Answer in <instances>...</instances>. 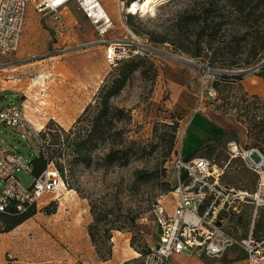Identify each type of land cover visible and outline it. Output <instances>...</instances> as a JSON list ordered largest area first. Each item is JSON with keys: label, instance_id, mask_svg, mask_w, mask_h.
Returning <instances> with one entry per match:
<instances>
[{"label": "rangeland", "instance_id": "374dc122", "mask_svg": "<svg viewBox=\"0 0 264 264\" xmlns=\"http://www.w3.org/2000/svg\"><path fill=\"white\" fill-rule=\"evenodd\" d=\"M99 1L112 23L103 36L75 2L69 3L62 11L39 12L29 0L26 25L18 49L0 59V89H12L9 93L13 94L14 100L10 101L14 103L24 107L25 101L26 107L23 109L31 121L27 119L47 142L52 154L50 135L43 137L46 126L54 122L51 128L68 130L83 109L94 103L98 88L118 65L110 66L106 62L107 44L136 36L150 46L152 55L147 59L157 67L158 75L152 81L135 73L122 92L112 100L116 106L128 110L130 115V120L125 121L124 133L128 141H134L130 160L124 167L103 165L99 168L94 163L91 167H71V155L58 160L64 168L67 191L61 187L55 196L46 195L37 203L38 210L32 217L9 232H0V244L5 245L0 252L2 264H90V256L96 255L87 233V226L92 221L90 203L107 212L112 211L108 217L111 220L116 217L123 221L126 216L136 215L134 234L137 247L130 244L134 235L132 232L113 230L111 249L113 253V247L117 245L120 252H136L127 260L115 258L118 264H145L146 256L159 239L154 216L156 205L161 202L170 213L174 210L170 192L177 183V174L171 160L180 151L184 156L192 154L203 146L202 138H206L196 135L199 143L192 145L191 133L184 132L183 125L180 127V110L188 112L201 104L236 117L243 115L245 105L255 101L254 97L259 103L264 102V52L256 64L229 70L224 80L215 78L216 72L223 70L210 64L208 58H191L175 52L169 43H156L148 39L149 32H164L173 15L187 0H163L151 9L135 14L125 11L134 0ZM206 64L212 69L214 77L202 81V68ZM240 72L243 73L241 80L231 76ZM168 75L180 82L177 89L172 84L175 81L169 79ZM254 87L253 91L250 90ZM7 103L0 101V108ZM248 106L251 107V104ZM260 113H264V107ZM199 118L200 114L195 120ZM245 119V115L240 116V121ZM63 121L72 122L64 128L61 125ZM175 121L177 129L170 151L172 129L169 125ZM42 124L44 126L39 127ZM202 128L206 133L213 134L224 130L217 124ZM238 134L242 137V129L237 132L236 138L223 135L210 142L197 156L210 158L217 166L226 164L221 182L250 191L254 188L255 175L248 169L243 151L255 148L264 153V143L259 142L256 146L247 134L245 139ZM0 138L13 144L25 160L30 161L35 157L26 141L3 125H0ZM231 143L236 144L239 150L235 156L230 150ZM64 151L67 150L64 148ZM104 153V149L93 152V162L96 163L98 156L103 157ZM252 158L259 160L256 153L252 154ZM137 169L151 171L154 177L147 183L132 185L133 173ZM17 177L23 187H29L33 180L26 170L18 172ZM165 183L171 189L168 192L163 190ZM45 206L54 212L47 214L41 208ZM251 213V207L245 206L243 216L231 221L233 230H239L241 235L247 234ZM257 222L264 225V211H258L254 227Z\"/></svg>", "mask_w": 264, "mask_h": 264}, {"label": "built area", "instance_id": "2783aa9c", "mask_svg": "<svg viewBox=\"0 0 264 264\" xmlns=\"http://www.w3.org/2000/svg\"><path fill=\"white\" fill-rule=\"evenodd\" d=\"M30 1L39 12H57L75 2L97 26L102 36L112 24L105 14L96 16L99 0ZM28 2L29 0H0V59L18 49ZM125 11L127 14H135L129 12V8ZM150 55V46L136 36L111 41L105 51L106 62L110 66ZM203 66L201 80L214 77L212 69L207 64ZM209 94L212 93L209 91ZM0 125L18 133L35 156L46 158L44 140L25 117L22 105L10 101L1 107ZM253 153L258 155V161L252 158ZM243 158L248 169L255 175L254 188L250 191L236 189L221 182L226 164L217 166L212 159L204 156L186 158L180 152L172 158L171 165L177 174V183L170 192L174 210L170 213L161 202L156 205L154 216L159 239L146 256L145 264H171L170 257L181 252L220 257L233 246L242 249L246 264H264V231L259 235L253 233L258 211H264V153L250 148L243 151ZM31 168L30 162L24 159L13 144L0 139V211L11 202L16 203L18 210H23L24 204H37L46 195L55 196L60 192L61 186H65L52 162H48L45 170L33 177L30 186L23 187L17 173L26 170L30 174ZM245 206L251 207L252 216L249 232L241 235L239 230H233L230 223L243 216L242 209Z\"/></svg>", "mask_w": 264, "mask_h": 264}, {"label": "trees", "instance_id": "16d2710c", "mask_svg": "<svg viewBox=\"0 0 264 264\" xmlns=\"http://www.w3.org/2000/svg\"><path fill=\"white\" fill-rule=\"evenodd\" d=\"M148 39L156 43H169L175 52L184 53L191 58H208L210 64L223 70L216 72L215 78L225 80L229 70L242 68L241 66L250 67L261 59L264 52V0H187L173 15L168 28L162 33L149 32ZM135 73L152 81H155L158 75L157 67L147 58L122 61L105 77L94 96V103L83 109L68 130L62 127L51 128L54 122L46 126L43 137L50 135L52 154L44 140L46 158L35 156L29 161L32 178L40 175L47 163L52 162L65 182L64 168L58 160L70 155L71 167H91L93 163L97 168L103 165L124 167L128 164L134 141H128L124 133L125 121L130 120V115L128 110L116 106L112 100L122 92ZM231 76L241 80L243 73ZM243 96L245 98V93ZM256 99L257 97H254L255 101L249 103L251 107L249 104L245 105L243 115H240L246 116L245 121H240V116L235 118L244 123L248 139H253L254 145L258 146L259 142L264 143V113H260L264 102L259 103ZM169 126L172 129L169 147L171 151L177 121ZM222 134L225 135V132ZM234 136L236 138V134ZM206 146L195 149L189 157L196 156ZM64 148L66 152H63ZM103 149V157L98 156L97 162H93V152ZM153 177L151 171L137 169L133 173L132 185L147 183ZM65 183L67 184V181ZM163 190L168 192L171 189L166 184ZM47 206L41 208L47 214L53 213L54 210ZM37 210L38 205L35 203L24 204L23 210H18L16 203L11 202L7 208L0 211V232L11 231L32 217ZM89 211L92 221L87 226V233L97 258L106 261L112 254V231L125 230L134 234L136 215L126 216L123 221L116 217L111 220L108 217L112 211L100 209L95 203H90ZM130 244L134 248L137 247L135 234ZM142 252L146 253L143 249Z\"/></svg>", "mask_w": 264, "mask_h": 264}, {"label": "crops", "instance_id": "0c3cea01", "mask_svg": "<svg viewBox=\"0 0 264 264\" xmlns=\"http://www.w3.org/2000/svg\"><path fill=\"white\" fill-rule=\"evenodd\" d=\"M26 18H27V10H26V15H25L22 35L24 33V29H25V25H26ZM20 39H21V37H20ZM168 78L175 81V78H173V76H171V75H168ZM177 81L178 80H176L174 83L172 82V84H174L175 89L178 88L179 85H177V84L180 83ZM254 89H255V87L253 89H250V90L253 91ZM2 90L3 89L1 88L0 89V101L1 102L6 101V103H7L10 100H14V99H12L13 94L9 93L12 89H7V91H2ZM23 105H24L23 108H25L26 107L25 101L23 102ZM200 105L201 104L198 105L199 107L198 106H197V108L194 107L192 110H190L188 112L187 111L184 112L185 110H182V109L180 110L181 115H182V120H180V127L183 125L184 132L191 133L192 145L199 143V142H197V140L195 138L196 135H197V137H199L201 135L203 137H206V138H202V139H204L203 140L204 142H202L203 145H208L210 142L214 141V139L223 135L222 132H220L218 134H213V133H209V132L206 133V131L202 127H204V126L209 127L211 124L212 125L217 124L219 127L224 129L223 131L225 132L226 136L231 135L233 138L235 137L234 136L235 134H236V137H238L237 132L239 133V130L242 129V137H241V135H239V134L238 135L242 139L246 138V133H247L246 127L242 123L238 122L234 115L222 114L213 108L202 106V105L200 106ZM2 106H4V105H2ZM23 111H24V115L26 116L25 109H23ZM198 114H200L201 118H199L196 121L195 119H196V116ZM26 118H28V117L26 116ZM63 122L64 123H61V125L64 128H67L71 124L70 122H72V121H70L69 123L65 122V121H63ZM40 126L42 127V126H44V124L39 125V127ZM226 133H228V134H226ZM0 139H4V138H0ZM199 141L201 142L202 140H199ZM180 153L183 157H186V158L187 157L189 158V156L191 155V154H189V155L184 156L181 151H180ZM193 157H195V156H193ZM262 231H264V225H261L260 223L257 222V224L254 227V232H253L254 235H259ZM0 235H1V233H0ZM4 249H5V245L0 244V252H2V250H4ZM132 253H136V252H134L132 250H127V251L125 250V251L120 252V248L117 245H114L112 258H110L106 261H101L97 257H95L96 255L95 256L91 255L90 256L91 259L89 260V262H90V264H118L117 261L115 260V258L118 259L121 257V259L125 258V260H127L128 258H130L132 256ZM170 262H171V264H246V262L244 260V252L242 251V249L240 247H237V246L230 247L222 256L216 257V258L215 257L210 258V257H206V256L204 257L202 254H197V253H188V252L174 253L170 257ZM8 263L13 264V262H8ZM0 264H2V261Z\"/></svg>", "mask_w": 264, "mask_h": 264}, {"label": "bare ground", "instance_id": "6f19581e", "mask_svg": "<svg viewBox=\"0 0 264 264\" xmlns=\"http://www.w3.org/2000/svg\"><path fill=\"white\" fill-rule=\"evenodd\" d=\"M163 0H134L131 1L130 4L127 6V8H129V12L135 13V12H143V11H147L149 9H151L152 7H154L156 4H158L159 2H161ZM100 6L98 7L97 11H95L96 16H101L105 14V17L110 18L104 7L101 5V3L99 4ZM231 152L234 153V156L238 154L239 150L236 144L231 143ZM62 189L65 188V190L67 191V188L64 186H61Z\"/></svg>", "mask_w": 264, "mask_h": 264}]
</instances>
